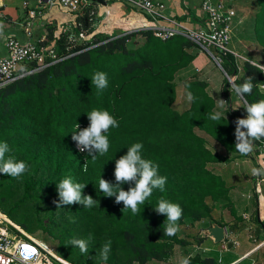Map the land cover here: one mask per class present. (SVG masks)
Segmentation results:
<instances>
[{
    "label": "trees",
    "instance_id": "obj_1",
    "mask_svg": "<svg viewBox=\"0 0 264 264\" xmlns=\"http://www.w3.org/2000/svg\"><path fill=\"white\" fill-rule=\"evenodd\" d=\"M254 3L253 33L262 52L256 64L264 65V0ZM82 16H75L76 20L85 22ZM46 28L42 44L54 43V57H46L47 64L40 68L36 62L26 65L37 69L0 87V142L9 145L6 157L28 165L16 178L0 173V210L28 233H44L56 253L72 264H102L100 246L109 239L112 250L107 264L168 259L174 245H185L187 240L177 233L164 235L166 216L154 208L161 198L179 203L183 215L178 223L195 222L211 217L220 202H230L229 187L209 165L233 156L254 159L262 152L264 139L254 142L253 154L241 155L235 149L234 132L237 118L247 115L245 103L264 99V72L246 60L239 67L233 54L223 55L222 67L236 85L253 76L255 86L241 98L239 109H223L227 119L212 121L209 114L220 109L205 79L186 80L184 88L194 99L181 110L174 105L176 77L199 66L197 55L190 52L196 44L185 36L161 40L151 30L139 28L77 42L69 39L66 29L55 34L54 24ZM98 71L107 74L108 86L103 90L91 82ZM224 80L226 89L230 84ZM93 109L109 111L119 123L105 133L108 152L96 153L95 158L78 151L71 138L77 124L80 130L89 126L87 114ZM199 132L214 139L225 154L213 152ZM137 142L143 145L142 157L159 165L158 174L166 176L167 183L164 191L154 189L139 206L140 213L133 215L114 196H104L99 179L115 183V161ZM68 175L86 184L83 195H91L96 205L56 208L57 185ZM133 186L121 185L124 190ZM89 234L93 240L88 255L69 245L71 239H87ZM192 257L191 264H218L212 256Z\"/></svg>",
    "mask_w": 264,
    "mask_h": 264
},
{
    "label": "clouds",
    "instance_id": "obj_2",
    "mask_svg": "<svg viewBox=\"0 0 264 264\" xmlns=\"http://www.w3.org/2000/svg\"><path fill=\"white\" fill-rule=\"evenodd\" d=\"M4 25L0 23V35L3 34ZM246 62L252 67H257L264 72V65L256 64L253 60L245 58ZM254 77L249 76L242 85H236L234 80L229 84L238 96L242 99L251 94L254 88ZM92 84L98 90H103L108 86L107 74L96 72L91 78ZM194 99L191 92L187 93V100L191 102ZM226 101L217 100V110L209 114L212 121H220L226 118V112L223 111ZM247 115L244 118H237L235 121V149L241 155L247 156L254 150V142L264 139V99L254 103H245ZM90 121L89 126L80 130L77 124V130L72 132V140L76 142L79 151H87L90 156L95 158V154L104 155L109 150V139L105 135L110 128L119 127L118 121L107 110L93 109L87 114ZM227 119V118H226ZM142 143H134L128 148L125 155L115 161V183L106 179H99V190L106 197H115L117 204L123 203L124 209H130L133 215L140 213V205L151 197L154 189L164 191L167 183V177L158 174L159 165L151 159L142 157ZM10 152L8 143L0 142V173L16 178L28 170V165L23 160H17L15 157L6 154ZM86 170V169H85ZM253 175H260L259 169H252ZM125 183H134L133 187L124 190L121 185ZM86 184L75 182L71 175L66 176L58 185V201H54L56 208L65 205L81 204L84 208H92L97 204V200L91 195H83V189ZM157 214L166 216L164 222V235L174 236L179 231L178 221L183 215V209L179 203L170 202L161 198L154 208ZM93 236L89 234L87 239L73 238L69 241L72 247H78L81 254H89V247L92 243ZM112 250L111 239L105 241L100 246L99 259L103 264H107L109 254ZM192 255L183 257L180 264H191ZM25 259H30L25 256ZM60 264H70L67 259L61 258ZM218 264H223V256L218 259Z\"/></svg>",
    "mask_w": 264,
    "mask_h": 264
},
{
    "label": "built area",
    "instance_id": "obj_3",
    "mask_svg": "<svg viewBox=\"0 0 264 264\" xmlns=\"http://www.w3.org/2000/svg\"><path fill=\"white\" fill-rule=\"evenodd\" d=\"M104 1L106 2L104 6L111 1L135 8L137 10L135 13L144 16L139 24L140 28L151 30L154 36L161 40L182 35L206 51L217 48L231 52L226 45L231 38L230 29L232 20L236 17V10L225 0L215 2L201 0L200 9L203 15L200 19L203 23L194 27L187 26L171 17L167 11V4L163 0ZM24 5L26 13L23 26L26 27L27 38L21 40L13 34L0 35L6 52L5 56H0V87L37 69L29 70L26 65L36 62L40 68L47 64L46 57H54V43L49 42L43 45L42 42L46 41V36L33 38L30 32L37 20L43 19L44 23L48 21L44 18L47 11L56 7L77 17L101 6L96 0H38L35 6H30L26 2ZM2 17L3 13L0 11V19ZM68 37L74 41L89 38L82 29L78 31L77 36L69 32ZM25 256H29L30 259H25ZM61 258L47 243L34 238L31 233L25 231L0 210V264H60Z\"/></svg>",
    "mask_w": 264,
    "mask_h": 264
},
{
    "label": "rangeland",
    "instance_id": "obj_4",
    "mask_svg": "<svg viewBox=\"0 0 264 264\" xmlns=\"http://www.w3.org/2000/svg\"><path fill=\"white\" fill-rule=\"evenodd\" d=\"M213 1L215 2L216 0ZM14 2L16 4H20L21 0H14ZM110 2H108V5L111 4ZM225 2L230 4V6H232L236 10V17L232 20V25L230 29L231 38L226 45L227 49H229L231 52L219 50L217 48H214V51L211 48L212 52L210 50L206 51L199 45H195V47L190 50L191 53L197 55L196 61L198 63L196 65L199 66H195L196 71L194 70V66H192L191 68L180 73L176 77V99L174 105L179 110L187 107L189 104V101L187 100V92L184 88V82L186 80L194 78L195 76L200 79H205L207 81L208 91L216 98V100L223 99L226 101L224 109L229 108L230 110H236L239 109L242 105L241 97L236 94L235 90L231 88V85L227 86L226 89H224V79L226 78L225 74L227 73L222 67V58L223 55L227 53L233 54L238 59L239 67L241 66L245 58L253 60L255 63L260 62L259 59L262 55L261 46L255 41L253 33V16L257 7L254 3V0H225ZM101 6L102 7H99L98 9H95L92 12L86 11L81 14L84 15L82 17L86 18L85 22L83 20H76V17H74L72 14L66 13L64 11L63 14L59 11V13L64 16V18H59L61 20H49L47 26H52L54 24L56 27V32L62 29H67V31L72 32L73 34H75V36H77L78 31L82 29L88 35L89 38L92 35L113 36L120 32L136 31L140 28L139 24L135 22L131 14L128 12L130 11L132 13H135L137 11L135 8L130 9L126 7L123 9L120 8L112 10L110 8L105 9L104 5ZM54 11L55 10H53V12ZM202 23L203 22H201V24ZM137 38L139 39V37ZM80 40L81 39H78L77 42H80ZM4 51L5 48L2 43L0 44V52ZM30 68H32V65H30V67L28 66L27 69ZM227 76L228 82L230 80H233L234 78L233 76H229L228 74ZM199 133L205 138L207 146L213 152H218L222 155L225 154L223 148L214 139H212L210 136L206 135L203 132ZM263 149L264 144L262 145L261 150ZM249 163L250 164L248 167L250 168L247 169L246 166L241 163V158H235L233 156L228 162L210 164L209 168H211L215 172H221L219 174L225 178L228 185H233V187L235 188L238 183L234 181H239L242 178L252 177V169L257 167L255 165L256 163L253 160H250ZM222 169L226 170L222 173ZM253 190V187H251L249 190V194L253 195L252 197L247 198L246 195L242 196V200H240L241 202L238 203V207L233 204L234 211L244 208L248 212L252 213L253 218L255 217L253 208L256 206V200L254 197ZM246 193L247 191L244 192V194ZM232 195L233 193H230V197H232ZM205 220H207L206 223L194 222L191 221V219L183 220L181 223H178L179 231L177 232V235L186 240H190L191 237L193 239V237L196 236L195 239L198 240L199 231L203 230L206 225L211 221L208 218H206ZM43 234L44 233H42L41 231H38L36 233H33L32 235L38 240H43L54 249V244H52L49 239H46ZM197 252L203 254V251L201 250Z\"/></svg>",
    "mask_w": 264,
    "mask_h": 264
},
{
    "label": "crops",
    "instance_id": "obj_5",
    "mask_svg": "<svg viewBox=\"0 0 264 264\" xmlns=\"http://www.w3.org/2000/svg\"><path fill=\"white\" fill-rule=\"evenodd\" d=\"M167 4V11L171 17H174L183 24L194 27L199 26L202 22L200 19L202 11L200 9L201 0H163ZM217 1V0H216ZM24 2L30 6H35L38 0H21L20 4H16L14 0H0V11L3 13V17L0 19V23L4 25L3 34H13L21 40L26 39V27L23 26L25 22L26 6ZM101 4V3H100ZM103 5V4H101ZM102 7V6H100ZM106 8L120 9L126 8V6L118 3L111 2V4L104 6ZM53 10H55L53 12ZM64 12L56 7H52L50 11H47L45 20H37L30 32L33 38H39L46 36V26L49 20H61L59 18L64 16L59 13ZM136 23L140 24L144 16L138 13H132L128 11ZM130 17V16H128ZM46 25V26H45ZM59 32V31H58ZM55 31V34H58ZM0 44H2L0 40ZM6 52H0V56H5ZM224 151V150H223ZM264 152V149L262 150ZM255 155L254 159L248 157L241 158V163L249 169V162L253 160L256 164V169H262L264 172V153ZM232 157V155H229ZM263 157V158H262ZM238 158V157H235ZM226 169H222V173ZM233 172V171H231ZM230 172V173H231ZM218 173V172H217ZM221 173V172H219ZM261 173V172H260ZM223 177V176H222ZM225 180V178L223 177ZM238 180V179H237ZM226 185L229 188L230 202L225 201L217 204L213 210L211 217H207L211 221L206 227L199 231V239L196 240V236L187 240V244L180 245L175 244L170 257L164 260H151L146 264H180V260L191 254H198L201 257H215L218 263L219 257L223 256V264H264V173L260 175H253L251 178H242L237 182V186H229L225 180ZM238 187V188H237ZM253 187L254 197L256 200V206L253 208L255 217H252V213L246 209L241 208L236 211L233 210L234 205L238 207V203L241 202L242 196L246 195L247 198L253 195L249 194L250 188ZM232 190V191H231ZM247 191L246 194L244 192ZM206 218L195 221L206 223ZM214 219V220H212ZM224 223L225 236L224 240L216 243L213 238L209 237L205 232L213 223L218 224L216 221ZM224 221V222H223ZM186 240V239H185ZM43 241V240H42ZM44 242V241H43ZM263 242V243H261ZM46 243V242H45ZM261 243V244H260ZM203 251V254L197 251Z\"/></svg>",
    "mask_w": 264,
    "mask_h": 264
},
{
    "label": "water",
    "instance_id": "obj_6",
    "mask_svg": "<svg viewBox=\"0 0 264 264\" xmlns=\"http://www.w3.org/2000/svg\"><path fill=\"white\" fill-rule=\"evenodd\" d=\"M96 1H98L99 3H101L103 5L106 4V2L104 0H96ZM225 75H226V78L228 79L227 74H225ZM260 172L262 174L264 173L262 169H260ZM224 232H225V227L224 226H221L219 224L213 223L212 225H210L208 227V229L206 230L205 233L209 237L213 238L214 242L219 243V242L224 240V236H225Z\"/></svg>",
    "mask_w": 264,
    "mask_h": 264
}]
</instances>
